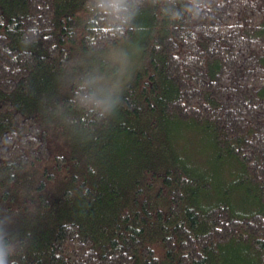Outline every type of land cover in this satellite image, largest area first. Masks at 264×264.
I'll return each mask as SVG.
<instances>
[{
	"label": "trees",
	"instance_id": "obj_1",
	"mask_svg": "<svg viewBox=\"0 0 264 264\" xmlns=\"http://www.w3.org/2000/svg\"><path fill=\"white\" fill-rule=\"evenodd\" d=\"M4 264H264V0H0Z\"/></svg>",
	"mask_w": 264,
	"mask_h": 264
},
{
	"label": "clouds",
	"instance_id": "obj_2",
	"mask_svg": "<svg viewBox=\"0 0 264 264\" xmlns=\"http://www.w3.org/2000/svg\"><path fill=\"white\" fill-rule=\"evenodd\" d=\"M0 264H4V260L2 257H0Z\"/></svg>",
	"mask_w": 264,
	"mask_h": 264
}]
</instances>
